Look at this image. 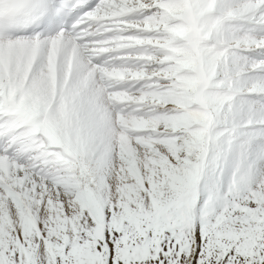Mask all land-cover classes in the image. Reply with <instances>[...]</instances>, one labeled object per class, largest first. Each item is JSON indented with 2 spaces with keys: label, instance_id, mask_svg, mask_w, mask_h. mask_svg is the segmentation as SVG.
<instances>
[{
  "label": "snow or ice",
  "instance_id": "1",
  "mask_svg": "<svg viewBox=\"0 0 264 264\" xmlns=\"http://www.w3.org/2000/svg\"><path fill=\"white\" fill-rule=\"evenodd\" d=\"M0 264H264V0H0Z\"/></svg>",
  "mask_w": 264,
  "mask_h": 264
}]
</instances>
